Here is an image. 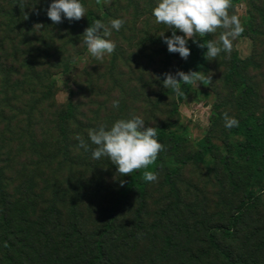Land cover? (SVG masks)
<instances>
[{"label": "rangeland", "instance_id": "obj_1", "mask_svg": "<svg viewBox=\"0 0 264 264\" xmlns=\"http://www.w3.org/2000/svg\"><path fill=\"white\" fill-rule=\"evenodd\" d=\"M115 1L83 0L85 16L58 29L49 20L47 29L42 23L31 25L28 21L30 0H0V187L10 203L28 206V222L33 225L42 212L56 208L58 215L51 216L47 228L53 239L59 233L56 229L64 231L75 221L89 236L98 233L124 185V176L115 172L107 157L91 158L94 146L90 145L89 152L77 148V134L88 142L89 128L134 114L144 119L145 127L163 125L184 138L186 154L197 151V144L208 133L222 149L227 130L223 114L237 117L223 85L233 55L245 64L243 74L255 89L259 113H264V0H238L235 6L230 5L228 14L238 16L243 32L231 41L230 52L208 57L207 69L200 72L205 79L194 82L181 102L162 86V74H175L183 59L169 53L163 43L160 34L170 37L172 29L151 16L155 2L142 10L131 6L126 13L125 8L116 6L126 24L110 32L114 51L100 61L87 54L81 42L87 12L104 17L101 22L107 27L109 19L117 16ZM222 31L217 28L203 36L219 43ZM176 34L183 35L178 30ZM203 36L194 34L188 42ZM13 38H17L16 44ZM35 73L42 75L41 82L35 80ZM50 83L53 87L49 90ZM114 99L119 100L116 109L111 107ZM69 106L72 117L62 121ZM208 164L182 168L176 181L180 202L173 201L163 174L150 182L144 234L133 245L122 234L113 235L107 246L109 255L117 256L122 264H150L159 255L165 230L177 233L174 259L186 249L206 251L207 235L226 227L240 211L234 240L218 236L219 242L232 248L235 255L262 264L264 191L255 195L259 201L252 208L243 209L241 194L223 182L216 163ZM137 208L134 196L120 207L118 219L125 229H130ZM168 208L171 218L153 231L152 225ZM37 248L35 245L34 250Z\"/></svg>", "mask_w": 264, "mask_h": 264}, {"label": "trees", "instance_id": "obj_2", "mask_svg": "<svg viewBox=\"0 0 264 264\" xmlns=\"http://www.w3.org/2000/svg\"><path fill=\"white\" fill-rule=\"evenodd\" d=\"M237 1L230 0V5L235 6ZM50 2L51 0H30L32 15L28 21L31 25L42 23L48 29L51 24H48L46 10ZM81 2L83 5L85 4L83 0ZM153 2L155 1L127 0L125 4L124 0H116L115 16H117L115 18H120L121 13L118 7L125 8L123 12L126 13L130 12L131 6L142 10ZM11 16L13 15L11 14ZM61 20L60 23H56L57 29L64 28L69 24V20L63 17ZM96 20L102 21L104 17L97 15L92 10L88 11L84 29ZM73 21L76 20H72L71 23ZM124 24H126L125 20ZM16 40L17 38H13L14 44H16ZM195 41L196 43L193 41L187 43L190 54L187 59H183L179 71L200 73L207 69L209 60L207 56H204L206 48L198 47V45L208 40L206 36H203ZM16 46L13 45L12 48ZM244 69L245 64L236 55H233L223 78V85L230 93L239 123L238 126L227 129L224 133L222 149L212 142L211 135L208 133L197 144V151L186 154L187 143L184 138L168 131L166 126L156 127L157 139L163 145V150L157 154L156 160L148 166V170L154 171L157 176L164 175V185L170 189L174 202H180L176 181L182 168L190 164L208 166L210 165L208 163L213 162L220 168L223 182L235 194H241L243 209H250L255 201L256 203L259 201V199L255 200V195L264 191V113H259L255 89L244 76ZM25 78L29 80L28 76ZM34 78L41 82L40 79L43 77L39 73H35ZM26 83L29 85L28 82ZM192 84H180L183 95H176L180 102L183 101ZM37 86L40 90L44 89L42 84H37ZM49 86L48 89H52L51 83ZM69 108V113L61 115L62 121L72 117V107L69 106ZM219 110L220 108L216 107V111ZM217 120L212 121L210 125L212 127L217 125ZM143 172L144 169H139L124 175V185L117 194L115 204L108 212L106 222L99 232L92 236L84 233L75 221L64 231L56 229L59 233L53 239L47 228L51 216L58 215L56 208L52 206L49 210L42 212L39 222L33 225V222H28V206L21 207L18 204L10 203L0 187V264H20L22 259H25L22 264H122L117 256L109 255L107 246L110 239L114 237L113 235L122 234L123 239L133 245L145 232L143 216L145 214L146 190L150 182H145L142 179ZM133 196L137 199L138 208L133 213L130 229H125L119 223V211L120 207L127 205ZM171 213V208L162 211L158 222L152 225L153 231L159 230L163 221L171 218ZM241 215L242 213L239 211L226 227H219L218 232L207 235L206 244L209 247L206 251L193 253L186 249L182 253L176 254L175 259L172 253H174V248H177L175 243L177 233L171 234L165 230L159 255L151 260L150 264H253L251 263L252 259L235 255L232 248L222 246L218 238L221 236L226 241L234 240V231ZM55 221L58 224V221ZM54 228L52 227L53 230ZM35 245L38 247L36 250H34ZM262 255V264H264V251Z\"/></svg>", "mask_w": 264, "mask_h": 264}, {"label": "clouds", "instance_id": "obj_3", "mask_svg": "<svg viewBox=\"0 0 264 264\" xmlns=\"http://www.w3.org/2000/svg\"><path fill=\"white\" fill-rule=\"evenodd\" d=\"M230 0H155L151 16L156 23H163L172 29L170 37H164L169 53H177L181 59H187L190 50L187 47L189 38L194 34L203 36L213 33L217 28L223 29L219 35V43L208 40L198 47L206 48L204 56L215 58L222 51H231V41L243 32V27L237 15L228 14ZM85 7L81 0H51L46 10L47 18L54 24L60 23L62 17L69 21L79 20L85 16ZM124 24L121 18H110L108 26L99 21H93L84 29L82 43L89 56L97 61L106 55H111L116 44L108 39L111 31H119ZM177 30L183 35H177ZM193 43H196L193 40ZM162 86L170 89L175 95H183L180 84H190L205 79L199 72L177 71L175 74L164 73ZM209 79V78H207ZM119 100L111 101L113 109L118 108ZM224 127L227 129L238 126L239 121L234 116L223 114ZM77 148L89 152L91 158L98 160L107 157L115 166V172L128 175L134 170L144 169L142 179L145 182H155L157 174L148 170L157 154L163 150V145L157 139L156 127H145V121L139 115L129 118H118L110 125L100 124L87 130L85 142L78 134Z\"/></svg>", "mask_w": 264, "mask_h": 264}]
</instances>
